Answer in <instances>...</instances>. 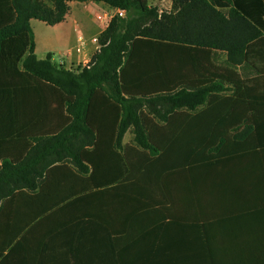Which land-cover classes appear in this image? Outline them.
Here are the masks:
<instances>
[{"label":"trees","instance_id":"obj_1","mask_svg":"<svg viewBox=\"0 0 264 264\" xmlns=\"http://www.w3.org/2000/svg\"><path fill=\"white\" fill-rule=\"evenodd\" d=\"M69 2L127 12V18L112 20L91 65L75 71L57 64L52 54L38 59L31 27L32 20L64 22ZM12 6L16 19L0 28V53L6 41L28 35L21 67L69 98L71 122L56 135L32 138L22 161L4 159V252L49 220L53 234L68 222L98 219L100 205H127L128 231L140 228L138 218L156 203L158 156L172 146L173 124L190 122V113L211 106L225 83L235 92L246 85L236 68L255 64L253 50L264 39V0H174L173 11L162 14L149 0H12ZM218 52L226 53L225 66L215 64ZM161 100L163 111L144 109L145 102ZM129 132L133 144L124 146ZM67 212L70 218L62 220Z\"/></svg>","mask_w":264,"mask_h":264},{"label":"crops","instance_id":"obj_2","mask_svg":"<svg viewBox=\"0 0 264 264\" xmlns=\"http://www.w3.org/2000/svg\"><path fill=\"white\" fill-rule=\"evenodd\" d=\"M172 4L168 11L157 9L170 13ZM69 7L64 22L32 20L31 27L38 59L52 54L72 70L88 66L97 50L92 38L100 28L90 16L113 7L96 2ZM15 19L12 0H0V28ZM80 37L86 44L78 54ZM29 49L25 34L6 41L0 53V170L4 159L22 161L32 138L56 135L71 122L69 98L22 69ZM253 53L254 65L236 68L245 86L235 92L225 83L211 106L190 113V122L173 124L172 146L158 156L156 203L138 218L140 228L128 231L127 205L124 210L100 205L98 219L62 223L53 234L49 220L4 252L7 224L0 220V264H264V39ZM226 61V53L218 52L215 64ZM126 136L123 144L131 146Z\"/></svg>","mask_w":264,"mask_h":264},{"label":"rangeland","instance_id":"obj_3","mask_svg":"<svg viewBox=\"0 0 264 264\" xmlns=\"http://www.w3.org/2000/svg\"><path fill=\"white\" fill-rule=\"evenodd\" d=\"M149 2H150V5L152 6V7H155V8H159V9H163V10H165V11H168V9L170 10L171 8H172V6H171V4H172V0H149ZM173 5V4H172ZM100 12V11H99ZM95 14L96 13H94V15L92 14L91 16H90V18H91V21H92V23H93V25L94 26H96V28H97V23H96V21H95ZM124 18H127V16L126 17H124ZM115 19V18H114ZM113 19V20H114ZM97 30L98 29H96V32H97ZM108 30V28L107 29H104V30H101V29H99L98 30V34H97V36L99 37V44H100V49L99 50H96V51H94V55H93V57H92V62H93V58L98 54V53H100L101 52V50H102V47H103V45H102V43H101V37H102V35L106 32ZM89 65H91V62L88 64V66ZM79 68H84L83 66H74L73 67V69L72 70H77V69H79ZM145 105H144V109L146 110V111H148V112H152L153 113V110H155V109H157V110H160V111H163L164 109H166V105H164V102L161 100V102H156L155 104H152V102H149V103H144ZM204 107V106H203ZM133 138H134V136H133V134H132V132H129L128 134H127V136H126V142H129V143H131V144H133Z\"/></svg>","mask_w":264,"mask_h":264},{"label":"built area","instance_id":"obj_4","mask_svg":"<svg viewBox=\"0 0 264 264\" xmlns=\"http://www.w3.org/2000/svg\"><path fill=\"white\" fill-rule=\"evenodd\" d=\"M127 12L123 9L119 8H113L111 11H105V12H97L95 14V21L98 24L99 28L101 30L107 29L109 25L111 24L112 20L114 18L120 17L124 18L126 17ZM93 43L96 44L97 50L100 49V44H99V37L95 36L92 38ZM79 42L81 43L77 48L76 51L78 54H81L83 52V47H85V38L80 37Z\"/></svg>","mask_w":264,"mask_h":264}]
</instances>
